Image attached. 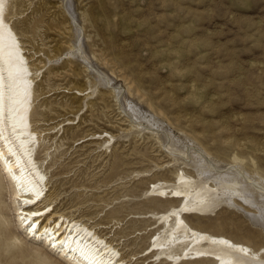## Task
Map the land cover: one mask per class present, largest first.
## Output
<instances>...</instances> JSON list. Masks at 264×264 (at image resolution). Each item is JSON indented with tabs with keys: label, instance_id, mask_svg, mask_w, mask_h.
Listing matches in <instances>:
<instances>
[{
	"label": "rangeland",
	"instance_id": "374dc122",
	"mask_svg": "<svg viewBox=\"0 0 264 264\" xmlns=\"http://www.w3.org/2000/svg\"><path fill=\"white\" fill-rule=\"evenodd\" d=\"M8 12L32 66L42 67L32 125L56 210L103 225L97 231L124 255L148 251L159 215L178 206L170 192L184 165L166 156L157 135L131 129L99 77L174 133L200 139L216 158L238 155L264 176V0H10ZM76 27L90 62L67 54ZM238 204L214 224L192 221L262 255L264 228L249 217L256 209ZM13 236H0V264H43Z\"/></svg>",
	"mask_w": 264,
	"mask_h": 264
},
{
	"label": "bare ground",
	"instance_id": "6f19581e",
	"mask_svg": "<svg viewBox=\"0 0 264 264\" xmlns=\"http://www.w3.org/2000/svg\"><path fill=\"white\" fill-rule=\"evenodd\" d=\"M9 1L0 0V236L10 229L15 240H25L23 246L30 254L43 258V264L47 260L54 264H139L143 257L144 264H264V254L249 253L242 238L237 236L240 242H234L226 231L212 233L192 221L214 224L221 212L238 207L240 201L248 210L256 209L249 217L264 228V176L247 171L238 155L229 161L216 158L200 139L174 133L150 107L113 86L107 75L98 81L112 86L131 129L157 135L166 156L184 165L182 172L177 170L170 192L178 206L159 215L160 232L145 254L128 255L122 253L117 239L97 231L103 225L93 226L56 210V201L49 194L48 164L46 159H37L40 135L32 125L42 67L32 66L10 22ZM62 2L64 5L65 0ZM75 32L67 54L89 61L82 47L83 31L76 27ZM173 162L167 167L176 166ZM166 188L154 190L155 197L161 199ZM6 211L11 227L6 226Z\"/></svg>",
	"mask_w": 264,
	"mask_h": 264
}]
</instances>
